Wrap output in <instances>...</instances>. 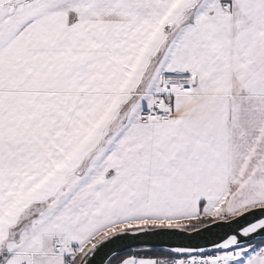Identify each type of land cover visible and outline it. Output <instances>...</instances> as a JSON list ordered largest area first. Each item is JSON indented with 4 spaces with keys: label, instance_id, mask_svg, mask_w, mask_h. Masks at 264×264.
Returning <instances> with one entry per match:
<instances>
[{
    "label": "snow or ice",
    "instance_id": "1",
    "mask_svg": "<svg viewBox=\"0 0 264 264\" xmlns=\"http://www.w3.org/2000/svg\"><path fill=\"white\" fill-rule=\"evenodd\" d=\"M0 264H264V0H0Z\"/></svg>",
    "mask_w": 264,
    "mask_h": 264
}]
</instances>
